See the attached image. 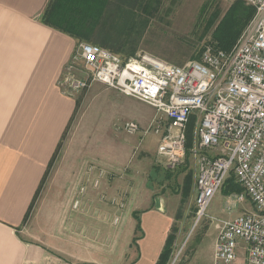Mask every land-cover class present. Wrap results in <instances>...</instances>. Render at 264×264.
Returning a JSON list of instances; mask_svg holds the SVG:
<instances>
[{
	"label": "crops",
	"instance_id": "1",
	"mask_svg": "<svg viewBox=\"0 0 264 264\" xmlns=\"http://www.w3.org/2000/svg\"><path fill=\"white\" fill-rule=\"evenodd\" d=\"M48 1L0 0V264H155L174 212L167 200L154 198L150 173L131 187L143 233L135 230L131 218L129 231H115L110 247L106 232L101 233L107 227V216L99 209L104 203L80 194L82 177L88 182L100 176L87 161L120 173L123 144L115 139L109 146L105 140L89 146L78 132L79 119L90 105L80 108L59 86L78 42L41 21ZM106 1L101 16L117 0ZM120 1L119 9H139L140 0ZM130 11V17L136 15ZM105 94L134 98L99 82L86 88L85 97L97 100ZM116 114L103 116L108 127L116 125ZM63 175L70 176L67 182ZM117 177L113 187L122 191ZM193 177L196 192L195 173ZM32 203L31 217L25 220ZM74 207L82 212L72 214ZM123 239L126 246L119 247Z\"/></svg>",
	"mask_w": 264,
	"mask_h": 264
},
{
	"label": "built area",
	"instance_id": "2",
	"mask_svg": "<svg viewBox=\"0 0 264 264\" xmlns=\"http://www.w3.org/2000/svg\"><path fill=\"white\" fill-rule=\"evenodd\" d=\"M243 1L255 13L231 50L208 45L200 58L179 65L147 51L123 57L79 42L60 79L68 90L99 82L153 106L151 127L171 168L186 159L187 127L195 117L196 221L231 173L243 187L233 197L253 204V210L222 221L215 264H264V0ZM80 65L85 77L77 76ZM125 127L139 130L134 121Z\"/></svg>",
	"mask_w": 264,
	"mask_h": 264
},
{
	"label": "rangeland",
	"instance_id": "3",
	"mask_svg": "<svg viewBox=\"0 0 264 264\" xmlns=\"http://www.w3.org/2000/svg\"><path fill=\"white\" fill-rule=\"evenodd\" d=\"M233 1L140 0L139 9L132 11L119 9L123 1H113V6L110 5L107 15L102 16L97 30L93 31V40L77 42L98 43L123 57L148 51L168 62L186 65L191 60L200 58L206 46L215 45L213 32ZM143 6H147L148 9L142 10ZM129 11L136 15L130 17ZM77 76H86L83 65H80V69L77 70ZM59 86L64 93L78 100L80 108L90 105L89 111L85 108L79 119L78 127L80 128L77 127L80 135L89 140V146L94 143L92 141L99 143L103 140L109 146L115 139L123 144L120 164L117 166V170L120 166V173H114L94 161H87L86 165L96 170L100 176L88 182L82 177L79 181H83L81 196L94 197V200L104 203L99 209L107 216V227L106 231L102 230L101 233L106 232L108 247L115 242V237L110 239L115 231H122V233L129 231L131 218L135 220V230L138 231L135 213L140 208L136 209L133 205L132 195L136 192L134 190L132 192L131 187L136 180L139 183L146 181L150 173L154 198L168 201L169 207L174 212V225L177 227L174 251L168 264H215L216 240L222 221L234 219L245 211L253 210L251 200L248 198L243 201L237 200L233 194L223 190V185L214 195L206 215L196 221L194 185L192 184L188 197L183 193L184 181L188 173L192 175L195 173L196 177L195 156L192 152L188 153L185 161L174 168L164 162L163 156L158 151L160 135L151 127L157 116L153 106L139 99L129 100L125 97L115 99L108 94L102 95L97 100L87 99L86 88L68 90L62 86L61 81ZM105 114H116L113 119L116 125L111 124L108 127L109 121H103ZM130 121L138 124L137 132H130L125 127V124ZM157 121L163 124L165 118L159 115ZM194 136L193 132V142ZM107 151L108 154H112L109 152L112 149ZM104 174L105 176L102 177ZM116 175L122 180V191L115 190L113 187ZM69 178L70 176L65 175L61 177L63 182H67ZM144 194L146 192L142 193ZM70 211L72 214L81 213L82 209L74 207ZM140 232L143 233V228ZM98 236L95 233V237ZM121 244L122 247L126 246L124 239L119 241V247ZM241 246L244 244L242 243ZM244 252L241 250V253Z\"/></svg>",
	"mask_w": 264,
	"mask_h": 264
},
{
	"label": "trees",
	"instance_id": "4",
	"mask_svg": "<svg viewBox=\"0 0 264 264\" xmlns=\"http://www.w3.org/2000/svg\"><path fill=\"white\" fill-rule=\"evenodd\" d=\"M106 2V0H49L41 15V21L48 26L68 34L77 41H90L93 40V31L97 30L96 28L101 22V13ZM254 13L255 8L246 4L243 0H234L231 2L227 8V11L221 18L216 30L213 32V38L215 40L213 41L215 43L214 47L227 51L231 50L244 28L252 19ZM103 41L101 42L103 43ZM194 127L195 117L192 116L187 127V155H189L188 153H191ZM45 178L46 176H44L42 184L45 181ZM192 184L193 175L188 173L183 186V193L187 197L191 192ZM223 188V190L228 194L241 193L243 191V187L236 181L233 173L228 176ZM39 191L40 190H38V193ZM32 208L33 203L26 213L25 220L28 219ZM140 213L141 211L135 213V217L137 219V230L139 232L142 230ZM176 229L177 227L173 224L167 236L165 245L155 264L169 263L174 251V243L177 238ZM136 240L137 237H134L133 241L136 242ZM76 264L96 263L82 262Z\"/></svg>",
	"mask_w": 264,
	"mask_h": 264
}]
</instances>
